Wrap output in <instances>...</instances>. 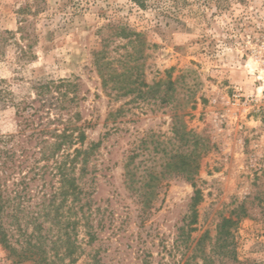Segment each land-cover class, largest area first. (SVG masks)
<instances>
[{
    "label": "rangeland",
    "instance_id": "1",
    "mask_svg": "<svg viewBox=\"0 0 264 264\" xmlns=\"http://www.w3.org/2000/svg\"><path fill=\"white\" fill-rule=\"evenodd\" d=\"M128 32L141 41L130 44L134 37L120 35ZM25 45L32 57H20ZM97 53L154 92L142 99L104 91ZM40 78L78 84L87 140L102 141L84 179L96 240L47 233L44 223L41 233H8L14 247L32 234L52 254V241L62 252L58 238L77 236L75 264H264V0H146L143 8L130 0H0V81L21 96ZM173 115L209 146L195 178L202 197L194 224L188 182L167 175L144 203L125 177L131 162L135 187L147 172L165 171L181 148ZM15 129L13 110L0 112V134ZM223 219L235 223L227 227L230 254L214 246ZM178 233L189 237L184 245ZM13 262L0 246V264Z\"/></svg>",
    "mask_w": 264,
    "mask_h": 264
},
{
    "label": "trees",
    "instance_id": "2",
    "mask_svg": "<svg viewBox=\"0 0 264 264\" xmlns=\"http://www.w3.org/2000/svg\"><path fill=\"white\" fill-rule=\"evenodd\" d=\"M130 1L143 8L146 0ZM23 12L24 8L18 10L20 14ZM18 30L23 32L24 28ZM120 35L122 38L134 37L128 40L130 44L141 41L136 33ZM19 52L22 58L32 57L31 45L19 47ZM94 66L102 89L114 93L117 98L135 95L134 98L144 99L154 92L155 86L144 83L137 73L132 75L130 68L122 67L123 74H116L98 53L94 57ZM167 84L173 92L174 84L171 81ZM27 90L28 93L18 96L9 83L0 81V112L12 109L16 120L13 133L0 134V246L16 264H62L64 260L75 264L80 255L77 236L74 242H70L69 236L58 238L62 252L55 247L56 241H52L54 251L51 254L42 249L38 236H27L16 248L10 243L8 233H41L43 224L48 223L47 233L82 232L86 233L88 244H92L96 240L92 225L94 212L84 179L102 141L87 140L86 124L75 110L78 101L82 100L78 97L77 83L40 78L31 81ZM113 116L114 113H109L106 122ZM171 132L174 142L181 148L169 156L165 171L147 172L142 179L145 184L135 187L138 182L136 173L130 170L131 162L124 166L126 182L129 190L144 203L150 202L158 182L167 175L188 182L193 188L190 218L194 224L195 208L202 197L195 178L199 173V162L209 146L200 136L186 130L178 115L172 117ZM232 224L235 223L230 219H223L215 236L214 246L224 250V254H230L232 235L227 227ZM188 239L184 233H178L180 245ZM188 260L183 264H189ZM202 262L213 264L206 258Z\"/></svg>",
    "mask_w": 264,
    "mask_h": 264
}]
</instances>
